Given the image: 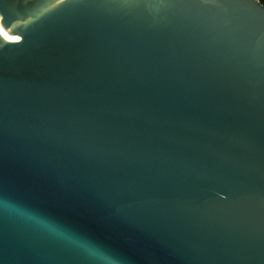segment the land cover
Wrapping results in <instances>:
<instances>
[{
    "label": "water",
    "instance_id": "1",
    "mask_svg": "<svg viewBox=\"0 0 264 264\" xmlns=\"http://www.w3.org/2000/svg\"><path fill=\"white\" fill-rule=\"evenodd\" d=\"M0 264H264V6L0 0Z\"/></svg>",
    "mask_w": 264,
    "mask_h": 264
},
{
    "label": "trees",
    "instance_id": "2",
    "mask_svg": "<svg viewBox=\"0 0 264 264\" xmlns=\"http://www.w3.org/2000/svg\"><path fill=\"white\" fill-rule=\"evenodd\" d=\"M262 6H264V0H257Z\"/></svg>",
    "mask_w": 264,
    "mask_h": 264
}]
</instances>
